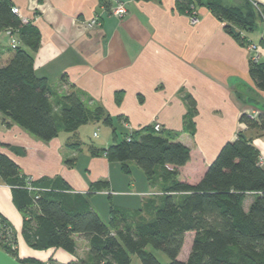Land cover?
<instances>
[{"label": "crops", "instance_id": "0c3cea01", "mask_svg": "<svg viewBox=\"0 0 264 264\" xmlns=\"http://www.w3.org/2000/svg\"><path fill=\"white\" fill-rule=\"evenodd\" d=\"M221 1L231 7L244 5V0ZM249 1L264 5V0ZM12 2L23 21L40 29L41 44L33 53L35 69L37 75L47 78L53 101L77 90L102 105L112 117L113 127L104 139L92 143L98 148L120 141L125 133L160 124L162 129L178 133L179 140L190 148L191 158L180 168L179 179L197 183L222 146L243 132L259 149L264 166V129L241 121L244 113L255 119L264 117V90L257 89L249 73L250 49L226 30L227 22L208 6L201 5L189 15L179 10L176 0H107V6L101 0ZM119 3L127 9L122 17L111 14ZM97 15L100 25L89 28L87 22ZM246 35L259 46V58L264 61V21L257 20L254 31ZM12 39L9 31L1 32L0 49L12 46ZM187 96L196 105L194 134L184 125ZM8 121L0 116V153L15 160L33 181L61 177L73 192L83 194L93 182L109 181L110 190L89 196L100 214L92 199L98 194L108 195V220L111 202L137 209L160 194L159 187L151 184L139 166L131 163V172L123 174L121 164L117 167L119 162L92 155L88 146L85 150L68 146L80 138L82 126L75 133L62 137L61 132L46 142ZM101 136L96 137L100 140ZM66 159L75 162L69 166ZM253 199L254 194L247 195L246 209ZM0 212L17 235L18 258H34L43 264L51 260L67 264L74 258L62 248L37 250L29 246L23 236V213L1 177Z\"/></svg>", "mask_w": 264, "mask_h": 264}, {"label": "trees", "instance_id": "16d2710c", "mask_svg": "<svg viewBox=\"0 0 264 264\" xmlns=\"http://www.w3.org/2000/svg\"><path fill=\"white\" fill-rule=\"evenodd\" d=\"M101 3L107 6V0ZM257 4L244 0V5L231 7L221 0H176L179 10L189 15L201 5L208 6L247 48L253 44L247 32L254 31L257 20L264 21V5ZM13 7L12 0H0V33L9 31L16 40L0 49V116L46 142L63 131L75 133L90 122L113 127L104 107L80 91L66 92L53 101L47 78L35 69L33 53L41 44L40 29L23 21ZM249 73L257 89L264 90V61L252 52ZM188 98L184 125L194 134L196 105ZM241 121L264 129L263 115L255 119L244 113ZM178 137L176 132L147 125L125 133L107 148L88 146L92 155L119 162L124 173H130L131 163H136L160 189V196L137 209L111 202L108 222L93 208L89 196L110 190L109 181L93 182L86 194L73 192L61 177L33 181L15 160L0 153V177L11 187L14 203L23 213L26 242L37 250L62 248L75 255L76 236H80L88 243L87 264H131L133 254L142 264H163L148 246L164 252L170 259L166 264H264V166L252 138L240 132L236 140L226 142L201 180L190 183L179 179L191 152ZM81 143L71 141L68 146L80 148ZM74 162L65 160L69 166ZM248 194H254V199L246 209ZM188 232L194 233L191 249L187 258L180 259ZM17 245L13 227L0 212V249L23 263L43 264L18 258ZM50 264L57 263L51 260Z\"/></svg>", "mask_w": 264, "mask_h": 264}, {"label": "rangeland", "instance_id": "374dc122", "mask_svg": "<svg viewBox=\"0 0 264 264\" xmlns=\"http://www.w3.org/2000/svg\"><path fill=\"white\" fill-rule=\"evenodd\" d=\"M109 129H110V126H108L107 124H105L102 121L101 122H90L88 124L82 125V127L80 129V138H79L82 141L81 148L85 150L87 148V146H89L91 143H98V142L102 141L104 139V136L109 131ZM94 133H97V135H100V136L102 135L101 136L102 138L99 140L96 137L97 135H95V137H94ZM61 135H62V137H64V136L68 135V132L63 131ZM78 140L74 139V141H78ZM82 156H81L80 164L83 165V157ZM133 164H135V166H138V165H136V163H133ZM118 166H120V163H117V167ZM137 168H140V167H137ZM123 174H125V173H123ZM92 202L95 204V207L98 208L100 214L102 215V216L101 215L100 216L103 217L102 219L105 221H108V216H107V214H105V210L109 207L108 195H99L98 194L92 199ZM193 236H194L193 232H188L186 234L185 243H184V246L181 250L180 257H179L180 259H185L188 257L190 249H191V243H192ZM77 242H78V252H77V254L74 255V258L70 262H71V264H87L89 261V247L87 245L88 243L86 244L85 243L86 241H84V239H78ZM147 250L153 252L156 255V257L163 264L170 262L169 257L164 252H162L160 250H156V249L152 248L151 246H148ZM131 264H142L141 260L139 259V257L136 254L132 255V263Z\"/></svg>", "mask_w": 264, "mask_h": 264}, {"label": "built area", "instance_id": "2783aa9c", "mask_svg": "<svg viewBox=\"0 0 264 264\" xmlns=\"http://www.w3.org/2000/svg\"><path fill=\"white\" fill-rule=\"evenodd\" d=\"M254 5L258 6L257 3H254ZM13 12H15L16 14H20L19 8H17V7H13ZM126 12H127V9H126V6L124 3L117 4V6H115L111 10V14L118 16V17L124 16ZM192 18H193L192 21L196 22V18L195 17H192ZM97 25H100V17L98 15L87 22V26L89 28H93ZM15 42H16V40L12 39V44H15ZM249 49H250V52H252L254 54V58L259 59V46L256 45L255 43H253L249 46ZM161 128H162V126L160 124H155L156 130H160ZM95 135H97V134H95Z\"/></svg>", "mask_w": 264, "mask_h": 264}, {"label": "water", "instance_id": "95a60500", "mask_svg": "<svg viewBox=\"0 0 264 264\" xmlns=\"http://www.w3.org/2000/svg\"><path fill=\"white\" fill-rule=\"evenodd\" d=\"M0 264H26L19 261L17 258L9 254L8 252L0 249Z\"/></svg>", "mask_w": 264, "mask_h": 264}]
</instances>
